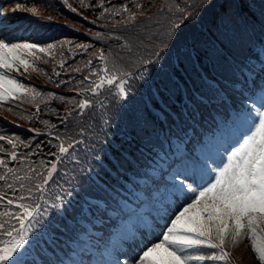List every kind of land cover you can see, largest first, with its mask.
Masks as SVG:
<instances>
[{"label": "trees", "instance_id": "trees-1", "mask_svg": "<svg viewBox=\"0 0 264 264\" xmlns=\"http://www.w3.org/2000/svg\"><path fill=\"white\" fill-rule=\"evenodd\" d=\"M12 1L20 5L15 11L19 30L3 39L55 47L37 52L27 72L21 67L10 73L40 95L0 102V175L7 177L0 181L5 196L0 212L17 211L6 200L20 196L23 202L43 204L35 185L47 175L61 142H79L57 162L43 193L47 219L64 213L55 221L59 227H49L44 244L27 257L57 264L71 251L73 226L88 223L81 210L87 212L89 204L112 205L113 189L127 195L121 185H138L140 191L150 182L161 145L167 149L171 137L177 142L185 132L204 133L234 111L248 86L245 79L256 78L250 69L258 70L264 61V0ZM173 24L181 27L173 29ZM105 66L127 81V96L121 97L115 86L95 95L86 91L99 79L94 72L106 74ZM82 99L92 100L93 106L80 110ZM29 169L40 177L23 181L21 190L13 177L32 175ZM56 196H64L65 204L71 199L66 212L52 207ZM227 249L229 259L215 264H260L248 237Z\"/></svg>", "mask_w": 264, "mask_h": 264}, {"label": "snow or ice", "instance_id": "snow-or-ice-1", "mask_svg": "<svg viewBox=\"0 0 264 264\" xmlns=\"http://www.w3.org/2000/svg\"><path fill=\"white\" fill-rule=\"evenodd\" d=\"M80 2L83 4V0ZM64 3L67 4L68 0H64ZM227 6L231 7V4ZM19 7L16 5V8ZM123 11L127 12V7ZM184 11L181 10L182 14ZM191 16L189 13L185 20ZM129 19L134 20L135 17ZM180 27V24L172 25L173 29ZM54 47L49 44L45 48L30 42L9 43L0 39V102L20 96H32L35 99L40 95L10 73L19 72L21 67L27 72L30 66H35L31 58L37 52L45 53ZM99 58L105 60L102 52ZM102 71L106 74L93 73L99 79L93 81L86 91L95 95L106 86H115L121 97L128 95L127 81L123 77L113 73L107 66ZM250 71L256 72V78L250 83L245 79L248 86L241 90L240 100L233 112L226 114L204 133L189 135L185 132L177 142H169L167 149L161 145V152L156 153L158 160L154 173L149 178L150 182L145 181L143 189L137 191L138 185L131 189L121 185L127 195L113 189L115 195L111 197L112 205L89 204L87 212L81 210V219L88 223L82 225L77 222L73 226V255L68 261H59V264H122L120 257L125 254V243L135 237L140 227H151L148 217L155 214L157 219L161 218L167 203L174 197L183 199L188 193L194 194L195 198L171 219L162 239L143 250L134 264L226 262L229 254L224 251V247L229 235L234 244L248 237L260 264H264V61H261L258 70L252 68ZM49 96L55 94L49 93ZM92 106L93 101L90 99H82L77 105L80 110ZM3 139L0 136V140ZM9 143L13 148L16 147L11 140ZM74 143L79 142H69L67 146L64 142L59 144V155L55 156L47 175L35 185L34 190L41 193L38 199L43 200V204L23 202L24 196L17 200H6L8 206L15 204L18 210L0 212V217H10L9 221H0V237H8L0 239V264H40L39 261H29L27 257L41 247L42 238L49 227H59L55 221L58 216L64 215L58 211L51 219H47L48 208L45 205L48 200L43 195L45 185L56 172L57 162L69 153ZM225 153H228L227 163H224ZM11 159H17L15 151L11 153ZM3 164L4 161L0 160V165ZM8 171L13 170L9 168ZM29 172L32 175L25 173L13 177L15 181L21 182V190L25 189L23 181L40 177V173L35 170L29 169ZM4 180L7 177L0 175V181ZM7 186L11 189L13 184ZM32 191V188L28 189L29 198ZM4 200V194L0 193V202ZM53 200L52 207L57 210L63 207L64 212L72 203L69 199L65 204L64 196H56ZM101 216L104 218L101 219ZM97 221L100 222L99 228ZM38 226L39 231L36 230ZM94 228L97 230L93 231ZM205 250H209L207 254ZM77 256L80 257L78 260Z\"/></svg>", "mask_w": 264, "mask_h": 264}, {"label": "rangeland", "instance_id": "rangeland-1", "mask_svg": "<svg viewBox=\"0 0 264 264\" xmlns=\"http://www.w3.org/2000/svg\"><path fill=\"white\" fill-rule=\"evenodd\" d=\"M13 12H15V5L13 6L11 2H5L4 0H0V38L1 35L3 34L10 35L11 32L17 29L15 25L18 19ZM227 155L228 153L224 154L225 157L224 163H227ZM213 167H215V165H213ZM210 182L211 181H209V183ZM194 198L195 195L192 193H188V195L183 199L174 197L169 203L166 204L164 213L161 214V218L157 219L155 214L149 216L148 221L150 222L151 227H147V226L140 227L137 230L135 237L133 239L128 240L127 241L128 243H125L124 245L125 254L121 255L120 257L122 264H124L125 261H127L128 264H134V261L138 260L139 254H142L143 250H146L148 246H151V244L156 243L160 239H162V234L166 230V227L170 225L171 219H174L175 215L178 214L179 211H181L182 208L187 203H190L191 200ZM232 242H233L232 238L229 235L228 238L226 239V243L224 247V251H226L227 253H228L227 248L230 246ZM205 251H209V250H205ZM72 255L73 254L71 252L69 256L65 259V261H68L72 257ZM79 258H80L79 256L76 257L77 260Z\"/></svg>", "mask_w": 264, "mask_h": 264}]
</instances>
